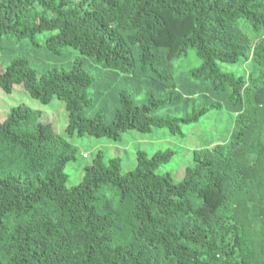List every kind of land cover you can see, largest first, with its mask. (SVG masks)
<instances>
[{"label": "trees", "instance_id": "trees-1", "mask_svg": "<svg viewBox=\"0 0 264 264\" xmlns=\"http://www.w3.org/2000/svg\"><path fill=\"white\" fill-rule=\"evenodd\" d=\"M191 50L200 63L181 70ZM0 55L4 93L64 103L66 140L181 136L211 111L232 121L226 139L192 151L179 183L156 174L170 149L136 151L125 174L98 151L67 188L76 148L50 124L15 131L29 112L11 108L0 264H264V0H0Z\"/></svg>", "mask_w": 264, "mask_h": 264}, {"label": "rangeland", "instance_id": "rangeland-1", "mask_svg": "<svg viewBox=\"0 0 264 264\" xmlns=\"http://www.w3.org/2000/svg\"><path fill=\"white\" fill-rule=\"evenodd\" d=\"M50 33L38 34L36 42L41 46L44 39ZM23 46L26 42L22 41ZM27 48V46L25 47ZM38 52V51H36ZM77 54H71L68 61H73ZM5 62V59H3ZM3 60L0 55V71L3 70ZM66 62L50 63L49 67L65 66ZM194 51H189L186 57L180 59L177 64L181 70H188L199 65ZM34 66V65H32ZM223 70H229V66L221 64ZM34 68L38 69L36 66ZM232 69V68H231ZM234 69H238L234 67ZM240 71V70H239ZM64 103L53 98L47 105L39 103L29 97L21 85L13 86L11 93H4L0 89V122L4 121L11 108L25 109L29 112L26 121L13 127L15 131H34L39 125L50 124L53 132L51 139L58 142L71 144L77 150L76 159L67 164L65 172L68 175L67 188L77 186L81 182L83 168L90 163L98 151H101L105 160L111 157H118L121 160V174L128 173L135 168V152L144 151L151 156L157 151L170 149L174 152L172 159L162 164L156 170V174H170L174 183H179L183 179L184 171L192 166L191 154L194 149L204 146L206 143H218L226 139L231 130V118L225 112L211 111L203 116L199 121L181 126L182 135H170L164 129H155L150 134L141 135L135 131H126L121 135L119 142H112L106 138H92L89 136L72 137L66 140L64 128L66 126V112ZM85 154L87 158H82ZM103 191L108 198H112L113 190L103 187Z\"/></svg>", "mask_w": 264, "mask_h": 264}, {"label": "built area", "instance_id": "built-area-1", "mask_svg": "<svg viewBox=\"0 0 264 264\" xmlns=\"http://www.w3.org/2000/svg\"><path fill=\"white\" fill-rule=\"evenodd\" d=\"M83 157H85V155H83Z\"/></svg>", "mask_w": 264, "mask_h": 264}]
</instances>
